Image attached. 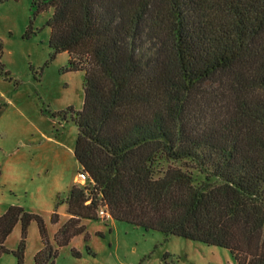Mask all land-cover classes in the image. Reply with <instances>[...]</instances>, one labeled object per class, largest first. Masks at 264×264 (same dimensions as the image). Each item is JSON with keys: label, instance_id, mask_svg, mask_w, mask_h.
I'll use <instances>...</instances> for the list:
<instances>
[{"label": "trees", "instance_id": "16d2710c", "mask_svg": "<svg viewBox=\"0 0 264 264\" xmlns=\"http://www.w3.org/2000/svg\"><path fill=\"white\" fill-rule=\"evenodd\" d=\"M52 10V57L84 71L74 153L87 175L66 197L59 246L103 209L166 236L228 248L236 264H264V0H34ZM0 74L8 76L2 62ZM57 219V213L53 215ZM58 249L42 216L0 215V257L18 222Z\"/></svg>", "mask_w": 264, "mask_h": 264}, {"label": "rangeland", "instance_id": "374dc122", "mask_svg": "<svg viewBox=\"0 0 264 264\" xmlns=\"http://www.w3.org/2000/svg\"><path fill=\"white\" fill-rule=\"evenodd\" d=\"M34 0H0V215L12 205L43 217L58 249L54 264H236L228 248L178 235L166 236L101 215L85 219L86 230L59 246L56 233L69 218L66 197L84 186L74 148L77 126L69 108L83 106L84 71L67 70L69 54L52 57V10L35 13ZM57 213V219L53 218ZM18 222L0 264H19ZM44 246L37 220L29 225L24 264H36Z\"/></svg>", "mask_w": 264, "mask_h": 264}, {"label": "built area", "instance_id": "2783aa9c", "mask_svg": "<svg viewBox=\"0 0 264 264\" xmlns=\"http://www.w3.org/2000/svg\"><path fill=\"white\" fill-rule=\"evenodd\" d=\"M79 176H80L81 180H83L85 182L87 181V175L86 174L79 173ZM100 214L101 215H108V216H110V214L108 212H106L105 210H103V209L100 211Z\"/></svg>", "mask_w": 264, "mask_h": 264}]
</instances>
